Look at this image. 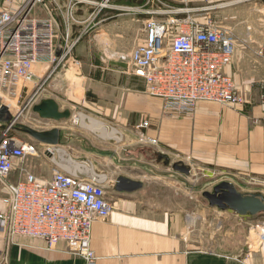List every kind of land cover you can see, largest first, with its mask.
<instances>
[{
    "label": "crops",
    "instance_id": "0c3cea01",
    "mask_svg": "<svg viewBox=\"0 0 264 264\" xmlns=\"http://www.w3.org/2000/svg\"><path fill=\"white\" fill-rule=\"evenodd\" d=\"M82 1L77 7L80 23L74 31L92 25L91 33H96L97 40L129 51L145 41V24L152 17L147 11L148 0L127 4ZM263 1L164 0L174 7L198 10L207 5L208 14L218 25L235 29L236 41L257 40L254 29L258 24L253 15ZM247 25L252 27L249 31ZM227 72L236 79L240 92H248L264 80V61L237 51ZM83 74L92 80L88 87L82 82L67 84L55 76L49 85L50 94L40 97L37 103L53 98L65 110L60 96L82 104L92 114L88 116L101 121L97 122L98 131L90 129L104 141H114L110 150L96 148L93 153L88 145L80 149L85 154L82 162L94 164L102 174L87 165L85 170L100 180L106 176L107 195L114 203L111 214L93 224L91 245L97 264H264V240L259 241L264 212L241 214L211 205L204 195L228 180L243 193L259 192L264 196V111L259 99L246 97L243 105L232 106L200 101L193 113L179 115L166 110L161 98L147 94L143 81L136 76L132 77L142 82L141 89L129 83L121 89L114 81L95 83L90 71ZM91 90L95 97H89ZM145 120L149 125L140 128ZM54 121L41 127L61 129V143L50 145V154L58 152L62 163L77 164L66 150L57 148L68 145L71 134L59 120ZM86 121L90 123L89 118ZM151 139L158 142L156 150H136L141 142L153 145ZM35 142L45 144L37 139ZM122 151L128 153L121 156ZM33 156L28 155L23 163L29 171ZM177 163L188 171L176 168ZM20 171L16 166L8 181L0 179V213L7 209L3 201L7 183L17 181ZM120 177L140 182L141 186L120 190ZM0 264L87 262L64 240L50 244L36 236L11 237L0 220Z\"/></svg>",
    "mask_w": 264,
    "mask_h": 264
},
{
    "label": "built area",
    "instance_id": "2783aa9c",
    "mask_svg": "<svg viewBox=\"0 0 264 264\" xmlns=\"http://www.w3.org/2000/svg\"><path fill=\"white\" fill-rule=\"evenodd\" d=\"M81 2L0 0V96L9 109V103L18 105L21 94H28L30 83L37 89L33 95L46 89L49 63L61 60L70 50L67 43L56 41L57 14L68 42L80 23L77 7ZM47 4L49 15L35 14ZM160 4L165 7L147 8L152 17L145 24V41L130 53L131 72L143 81L146 92L161 98L166 110L179 115L193 113L200 101L243 105L246 98L227 72L235 54L234 35L212 15L195 17L197 8ZM258 54L264 58V42ZM12 115V121L0 122V179L8 181L16 166L21 171L17 181L7 183V209L0 213V220L11 237L36 236L50 244L64 240L87 264H97L91 245L93 224L107 218L114 208L104 181L64 170H54L49 179H43L26 169L23 163L28 155L49 153L52 147L22 135L17 128L20 115ZM259 237L264 240V225Z\"/></svg>",
    "mask_w": 264,
    "mask_h": 264
},
{
    "label": "rangeland",
    "instance_id": "374dc122",
    "mask_svg": "<svg viewBox=\"0 0 264 264\" xmlns=\"http://www.w3.org/2000/svg\"><path fill=\"white\" fill-rule=\"evenodd\" d=\"M94 1L95 2L105 1V3L114 2V3H119V4H127L128 2H132V1L143 2L144 0H94ZM160 1H164V0H150L149 2H150V5H152L153 7H157V5L160 4ZM206 7L207 5H204V6L199 7V10L198 9L197 11L194 10L195 17H197L198 19H204L206 16H208L209 15L208 9ZM258 7H259L258 12L257 13L254 12V15H253L254 17L253 20H256L258 24V26L256 27V30L254 29L257 40L255 41H236L237 37H236L235 29L231 27L226 28V29L228 30V32L230 31L231 34H233L235 37V52L243 51L248 54L256 55L264 61V58H262L258 54L259 47L264 42V1L261 5H258ZM49 8L50 7L48 6V4L41 5L39 10L35 14L47 16L50 14ZM57 16H58L57 18L59 22L56 27V41L57 43L63 44V45L67 43L70 46V50L64 55V57L61 60H59L58 58L56 61L54 60L53 62L49 63V70L47 71L45 70L47 73L49 72V75L48 74L45 75V77L47 76V79L44 80V84H43L47 90H42L39 95L38 94L33 95V93L37 89L35 88L34 83L32 82L29 84L30 89H29L28 94H26L25 92L21 94L18 105L15 101L9 103V106H13V108L10 109L12 114L17 115V112L21 113V115L18 118V123L27 125L29 127H32L38 130H41L42 129L41 127L43 126H48V124L50 123H53V122L56 123L54 121L55 119L42 118L34 110V105L37 104L38 99L40 97H44V95L46 94L47 95L50 94L48 92L50 91L49 85L54 80L55 76L61 77L59 79L63 82H66L67 84L74 85V83L82 82V84L84 85L85 83H87L86 87H88V85H90L89 83L92 80L88 78L86 79L85 77H83L84 75L83 73L86 71H90L89 76H92L95 79L93 80V82L95 83H98V82L102 83L105 81L106 82L114 81V83L119 84L121 89L122 87L123 88L126 87L128 83L129 85L134 84L135 89L142 88V84H141L142 82L134 79L133 78L134 74H129V71H133V63L130 60V53L132 52L133 49L129 51V50H126L122 46H117L115 44L109 45L108 43L103 42V40H97L96 33H91L93 29H90L91 28L90 26L89 27L81 26L80 30L78 31H74V28H73L72 29V39L67 42L66 40L63 39L64 33H65V27L62 22V18L59 14H57ZM232 20L234 19L232 18ZM246 28L249 31L252 27L247 25ZM36 68L39 69V65L36 66ZM256 86H259V87L255 88ZM252 88L253 89L250 90L251 91L250 95L248 94L250 91L247 92L243 89H241V93L245 96V98L248 97V99L250 98L259 99V104L262 107V100L264 99V80L261 83L259 82L257 85H254ZM146 93L149 94L148 92ZM88 95L91 98L95 97V94L93 93V91L90 92ZM59 100L62 103L61 107L63 109H69L71 111L70 117L59 120L60 123L64 124V126L68 128V131L71 134V138H70V142L68 143V145L57 146V148L66 150L69 153V155L73 158V160L77 162V164L70 166L69 162L62 163L60 160L61 156H59L58 152H55L54 154H50V152L49 153L39 152L37 155H34L32 157L33 167L31 168V171H33L34 174L38 175L39 177H42L43 179L49 176L50 173H53L54 170H64L66 172L77 173V174H81L84 176H87V175L90 176L91 173L85 170L84 168L85 165H87V167L91 166L97 174H100L101 172L95 169L94 164H91V163L87 164L85 162H82L84 160L83 156L85 154L80 152L81 151L80 149L83 146L87 147L88 145L89 146L88 149H90L91 151L93 150L95 151L96 148L110 150L113 148L114 141L110 139L108 141H104L102 138L98 136L97 133L92 131V130L98 131L97 122L100 123L101 121L91 117L92 114H90L87 111V109H84L85 107L82 104L73 103L60 96H59ZM0 101L3 102V99L1 97H0ZM82 112L84 114L91 115L89 116L90 123L89 122L87 123L86 119L81 120ZM148 125H149V120L142 121L140 123V126H141L140 128L148 126ZM20 133L30 140H35L34 137H32L31 135H29L28 133L24 131H20ZM81 142H84V145H82ZM125 143H127V141H125ZM150 143L153 145L151 146L148 145V142H145V143L141 142L139 144H136L137 145L136 150L150 149L151 151H153L152 149L158 148L154 146L158 144L156 139H153V140L151 139ZM125 148L128 149V146H126ZM124 152L125 154L128 153V151H122L121 156L124 155ZM65 164L69 166L67 165L65 166ZM123 171L126 172L128 170L124 168ZM104 180H106V176L102 181ZM104 183L107 186L109 184V181L106 180L104 181ZM212 186L213 184H211L210 188ZM207 190H211V189H207ZM5 197L6 196L3 197V201ZM256 218H261V216H258ZM249 221L251 222L250 219ZM248 226L250 228V224ZM259 232H260V229H259Z\"/></svg>",
    "mask_w": 264,
    "mask_h": 264
},
{
    "label": "water",
    "instance_id": "95a60500",
    "mask_svg": "<svg viewBox=\"0 0 264 264\" xmlns=\"http://www.w3.org/2000/svg\"><path fill=\"white\" fill-rule=\"evenodd\" d=\"M34 110L42 117L47 119L61 120L71 116L69 109L61 110L59 104L53 98H45L34 105ZM13 115L9 107L0 101V122H10ZM17 128L39 140L42 143L56 146L61 143V129L54 127L48 130H38L27 125L18 123ZM176 168L188 171L185 166L175 164ZM141 186L140 182L131 181L127 178H118L117 188L120 190H130ZM204 195L209 199L211 205L221 208H231L241 214H258L264 212V196L259 192L243 193L228 180L219 182L213 191H205Z\"/></svg>",
    "mask_w": 264,
    "mask_h": 264
},
{
    "label": "bare ground",
    "instance_id": "6f19581e",
    "mask_svg": "<svg viewBox=\"0 0 264 264\" xmlns=\"http://www.w3.org/2000/svg\"><path fill=\"white\" fill-rule=\"evenodd\" d=\"M0 95H1V94H0ZM0 97H1V96H0ZM15 102H16V101H15ZM6 105H7V104H6ZM7 106H8V105H7ZM11 108H13V106H10V109H11ZM10 109H9V110H10ZM17 113H18V112H17ZM18 115H21V113L17 114V116H18ZM87 118H89V116H88L87 114L81 113V120H85V119H87ZM119 138H120V137H119ZM119 138H118V139H119ZM69 169H70V168H69ZM72 171H73V170H72Z\"/></svg>",
    "mask_w": 264,
    "mask_h": 264
}]
</instances>
